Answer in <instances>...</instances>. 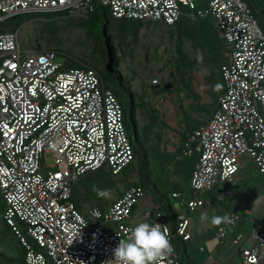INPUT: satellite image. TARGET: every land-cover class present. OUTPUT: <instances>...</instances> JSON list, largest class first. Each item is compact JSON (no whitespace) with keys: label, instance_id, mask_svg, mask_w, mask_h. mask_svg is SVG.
Wrapping results in <instances>:
<instances>
[{"label":"built area","instance_id":"2783aa9c","mask_svg":"<svg viewBox=\"0 0 264 264\" xmlns=\"http://www.w3.org/2000/svg\"><path fill=\"white\" fill-rule=\"evenodd\" d=\"M107 8L112 18L150 21L173 27L184 18L212 17L226 46L221 68L225 92L209 120L187 134L177 159L198 155L189 198L179 193L177 216L136 207L145 196L133 184L108 207L82 213L72 201L74 187L105 169L117 177L137 153L120 98L94 67L61 62L52 49L24 48L17 32H0V196L2 219L25 249V264H108L128 230L141 222L160 223L175 236L190 238L189 214L203 195L223 189L250 158L264 179V31L244 0H0V19L29 13L93 11ZM54 165L45 163V153ZM234 224H223L222 239ZM241 237V236H239ZM264 252V232L253 233L242 250L246 264ZM112 264H115L113 261ZM164 264H181L175 252Z\"/></svg>","mask_w":264,"mask_h":264},{"label":"rangeland","instance_id":"374dc122","mask_svg":"<svg viewBox=\"0 0 264 264\" xmlns=\"http://www.w3.org/2000/svg\"><path fill=\"white\" fill-rule=\"evenodd\" d=\"M244 1L254 13L256 8L259 9L258 22L264 31V2ZM180 23V28L177 29L150 21H118L110 18L107 35L117 57V61L113 62V70L120 72L122 82L129 92L123 90L114 71H106L109 57L106 42L99 32L101 22L92 27L90 14L87 12L66 18H43L38 13H29L23 21L16 23L0 19V32H17L21 45L27 50L52 49L61 55V62L67 59L72 64L94 67L102 75L105 84L124 103L126 112L127 107H130L128 96L135 102L139 133L150 128L151 136L158 142H165L168 138L173 145H178L176 132L184 130V125L178 117L177 106L181 104L189 109L192 102L186 95L182 77L190 79L193 87L206 97L205 92L209 86L205 79L210 76L209 68L215 71L217 69L207 36V32L216 28H205L200 20L190 21L184 18ZM219 40L221 42L220 38ZM130 114L128 112L127 120L131 136L133 120ZM133 143L137 147V141ZM44 157L47 165H54V157L50 152L45 153ZM141 158L138 152L135 162L130 166L131 170L125 171V175L112 178L114 187L110 190L104 184L106 176L103 172L92 173L86 179L83 178V182L87 181L88 186L91 185L88 187L91 190L80 188L79 194L75 196L80 200V211L86 214L92 205L98 204L94 195L90 194H94V186L110 191V197L103 200L112 203L129 185H142L147 193L139 205L151 206L155 195L151 189L146 188L139 175ZM206 195L208 194L204 195L205 199ZM2 201L0 196V203ZM3 208L0 206V255L19 259L22 256V246L2 219ZM0 264L10 263L0 256Z\"/></svg>","mask_w":264,"mask_h":264},{"label":"crops","instance_id":"0c3cea01","mask_svg":"<svg viewBox=\"0 0 264 264\" xmlns=\"http://www.w3.org/2000/svg\"><path fill=\"white\" fill-rule=\"evenodd\" d=\"M208 80L209 78L205 79L206 84L209 86L205 92L206 97L202 92L196 90L202 95V101L199 103L201 106L212 105L210 91L213 85ZM191 101L192 104L190 103L189 109H185L181 104L177 106L179 110L178 117L184 125V130L176 132L178 145H173L168 138H166L165 142L164 140L158 142L151 136L152 132H150V137L156 141L155 144L159 147L160 155L166 158L164 161L166 163L163 166L164 171L160 173L163 179L158 180L160 189L167 193L178 192L185 197L190 196L191 191L190 177L181 163L184 158L177 159L183 148L184 139L181 136L196 129L197 126L205 124L212 115L204 114L198 109L197 103L192 99ZM180 106L186 111L187 117L183 115ZM215 108H213V111ZM245 157L241 159L240 171L235 176V180L229 185V189L233 194L226 196L223 189L218 188L207 193L204 206L196 209L190 216L192 240L187 242L186 245L197 264H242L238 252H236V249L231 248L229 240H218L216 238L218 226L211 225V217L231 215L233 213L241 214L242 220L240 225L237 226L238 228L235 227L228 232L227 237L230 241L233 239L234 234L240 231L246 237H249L255 231L264 230V180L255 163L248 157L244 159ZM151 190L155 195L153 204L151 206H139L138 209L166 210L156 196V191ZM257 200L258 202L255 204ZM259 264H264V259Z\"/></svg>","mask_w":264,"mask_h":264},{"label":"trees","instance_id":"16d2710c","mask_svg":"<svg viewBox=\"0 0 264 264\" xmlns=\"http://www.w3.org/2000/svg\"><path fill=\"white\" fill-rule=\"evenodd\" d=\"M262 1L264 2V0H262ZM196 3H197V6L199 8L204 9L208 6L209 0H200V3H199V0H196ZM250 8H251V6H250ZM252 11H253V9H252ZM258 12H259V9H257V8H256L255 13L253 11V13L257 19H258V14H257ZM89 14H90V18L92 21V27H94L95 25L98 26V23L101 22L99 32H100V34H102V36L104 37V40L106 42V52L108 54V57L113 62H114V60L117 61V57L115 56L113 44H112V42L109 41V36L107 35L108 23L110 21V18H112L110 11L107 8H105V7L99 5L98 3L95 2V3H93V11H91ZM39 15L42 16L43 18H51V17H53V18H66V17H68L69 13H68V11H58V12L40 13ZM26 17H27V14H20V15L8 18L7 21L16 23L19 21H23ZM112 19H114V18H112ZM114 20H116V19H114ZM198 20H200V22H202V24L205 28H209V27L214 28V29L216 28L212 17H206V18L198 19ZM118 21H125V20H118ZM180 24L181 23H178L177 25H175L173 27L178 29V28H180ZM207 26H209V27H207ZM3 32H6V31H3ZM8 32H14V31H8ZM218 35L219 34H218L217 30H213V31L211 30L210 32H207V36L209 39L208 40L209 49L211 50V53L214 55L213 61H214V64L217 68L216 71H215V69L209 68L210 76L208 77L209 78L208 81L210 82V84L213 85V88L210 91L211 98H212V103H211L212 105L201 106L199 103L202 101V95L196 91V89L193 87L192 81L190 79L189 80L186 79L185 76L182 77V83L184 85L183 87H184V90L186 91L187 97L192 99L195 103H197L198 109L207 115L212 114L213 108H215V106L217 105L219 97L225 92V87H224V83H223L222 76H221V68L226 63V60H227V58H226V46L224 45L222 40H221L222 43L220 42V40H219L220 37ZM113 71H114V74L117 75V78L119 79V84L122 85L123 90L124 91L126 90L127 92H129V90L126 89L124 83L122 82L123 80L121 78L120 72L117 70H113ZM215 78H217V79H215ZM127 99H128L127 100L128 105L130 104V107L129 106L127 107V112L125 110L127 127H128L127 117H128V112H129V113H131L130 117L133 120V122L136 126V130H137V147L135 146L136 153L139 152L140 155L142 156V158L140 159L141 166H140L139 175H140L144 185H146L148 188H151L154 191H156V196L160 200L161 205L164 207V209H166L165 211L167 213H169L170 215H173L174 214V199L172 198L173 192L167 193V192L163 191L162 189H160L159 183H158L159 179H161V180L163 179L162 174H160V173L164 171L163 166L166 163V162H164L166 160V158L164 156L160 155L159 147L157 144H155L156 141L150 137V128L144 129V131L142 133H139L137 123H136V108L134 107L135 102L129 96ZM122 104L124 106V103H122ZM192 108H193V106H192ZM180 109L183 111V115L185 117H187L188 115L182 106H180ZM194 109H195V107H194ZM154 121H157V120L154 119ZM128 130H129V128H128ZM187 134L181 136L184 139L182 145L184 144V141H185ZM129 135H130V132H129ZM130 137L132 138V133H131ZM198 158H199V156L196 154L192 157H185L183 159V161H181L183 168H184V170H186V173H187V175H189V177H191V175L193 173V170H194V167L196 165V162L198 161ZM128 170H131L130 167L126 168L123 171L122 175H125V173H126L125 171H128ZM98 172H103L104 175L106 176V182L104 184H105V186L108 185L107 187H109V190L111 187H114L113 186L114 184L112 182V178L114 176H112V174L110 172H108L105 169H101ZM89 176L87 175L86 177H84V179H86ZM157 176H159V177H157ZM156 177H157V179H156ZM84 179H81L79 181V183L74 187V190H73L72 201L74 202L75 206L78 209H79L80 200H77L75 196L79 194L80 188H82V189L86 188L87 189L88 187L91 186V185L88 186L87 181L83 182ZM88 189L91 190V188H88ZM99 189H101V188H99ZM90 194L94 195V200L96 203H98L97 205H94V206L105 209L106 207H108L110 205L109 202L104 201L102 197H99L96 192H94V194L93 193H90ZM120 195L121 194H119V196ZM0 206L4 207L3 201H2V203H0ZM94 206L92 205L90 208H92ZM172 244L174 246V250H175V253L177 254L178 260L182 264H197L194 257L192 256V254L188 251L186 243L181 238H178L177 236H175L173 238ZM21 248H22V253H21L22 256H20L19 259L18 258H14V259L7 258V257L3 256L2 254L0 256L3 257L10 264H14L15 262L18 264H25V249L23 247H21ZM16 259H18V260H16Z\"/></svg>","mask_w":264,"mask_h":264},{"label":"clouds","instance_id":"9594fccd","mask_svg":"<svg viewBox=\"0 0 264 264\" xmlns=\"http://www.w3.org/2000/svg\"><path fill=\"white\" fill-rule=\"evenodd\" d=\"M122 173H121V175H122ZM121 175H119V176H121ZM191 177H192V175H191ZM191 177H190V191H191ZM144 190H145V188H144ZM93 191H95L97 193V195L99 197H102V198L110 197V195H111L110 191L101 190L99 188H96L95 186L93 187ZM146 193H147V190H145V196H146ZM173 193H178V192H173ZM204 195H203V200H204V204H205ZM172 198H173V196H172ZM187 198H189V197H187ZM173 199H174V214L173 215H170L169 213H167L165 210H162V209H149V210H153V211L161 210L167 214L170 222H174L176 219V216H177L178 208L176 206L177 200L175 198H173ZM257 202H258V200L255 201V204ZM204 204L202 206H204ZM139 206L140 205L138 204L136 209L138 211H141L138 209ZM202 206H199L198 208H200ZM198 208H196V209H198ZM194 212H192V213H194ZM192 213L189 214L190 238L188 240H184L182 237L177 236L178 238H181L186 244H187V242L192 240L191 218H190ZM233 214H238V213H233ZM239 216H240L239 223L236 226L234 225V226L230 227L229 230L227 231L226 236L222 239L218 238V236H217L218 228L223 224H234L237 217L232 216V215L213 216V217H211L210 223L213 226H218L216 229V238L218 240L228 239L231 248L236 249V252H238V254L242 260V264H246L243 257H242V250L249 247L250 237L252 236L253 233L249 237H246L241 231L237 232L234 234V237L231 241L227 237V235L229 234L228 232L231 229H234L235 227L240 225L241 220H242V216H241V214H239ZM128 232H129V234L127 235V237L125 239L120 240L118 246L114 250V259L110 260L108 262V264H112L113 261L115 262V264H164L165 259L167 257L171 256L175 252L174 246H173L172 242L170 241V238L168 235V229L166 227L162 228L160 223L150 224L148 222H141V223L137 224L135 227L130 228L128 230ZM261 232H264V230L263 231H255L254 233L259 234ZM239 236H241V237H239ZM172 241H173V239H172ZM176 256H177V254H176ZM177 259H178V257H177ZM263 259H264V252L261 253V259L259 260V262L254 263V264H259Z\"/></svg>","mask_w":264,"mask_h":264},{"label":"water","instance_id":"95a60500","mask_svg":"<svg viewBox=\"0 0 264 264\" xmlns=\"http://www.w3.org/2000/svg\"><path fill=\"white\" fill-rule=\"evenodd\" d=\"M14 17V16H12ZM11 18V17H9ZM106 71L109 73H113V61L109 58L108 62L106 63ZM132 124V139L133 141H137V130H136V126L133 122H131Z\"/></svg>","mask_w":264,"mask_h":264}]
</instances>
